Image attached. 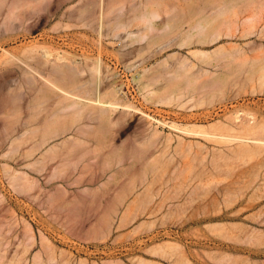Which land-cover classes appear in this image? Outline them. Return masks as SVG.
I'll list each match as a JSON object with an SVG mask.
<instances>
[{
    "label": "rangeland",
    "instance_id": "374dc122",
    "mask_svg": "<svg viewBox=\"0 0 264 264\" xmlns=\"http://www.w3.org/2000/svg\"><path fill=\"white\" fill-rule=\"evenodd\" d=\"M191 1L198 3V17L191 24H161L169 30L151 35L156 41L131 43L122 29L113 35L114 25L131 23L148 2L134 13L137 0H0V264H32L42 237L67 264H143L141 258L151 264H264V147L251 157H239L230 150L231 143L175 132L142 113L119 109L104 136L108 146L96 152L89 142L64 149L70 164L63 178H51L50 167L43 171L31 167L45 146L26 156L41 139L30 129L41 128L56 114L70 118L72 109L64 105L71 99L61 97L45 79L73 89L54 74L57 56L64 58L62 67L68 73L76 72L79 83L88 81V89L75 90L88 110L96 106L92 99L114 87L140 111L167 122L208 125L241 110L264 123V82L258 78L264 65V0L256 5L243 0ZM224 2L235 4L237 17L232 25L228 20L222 25V37L211 40L208 34L207 41H180ZM14 4L20 7L10 18L7 13ZM112 7L119 11L112 14ZM252 15L256 16L253 27L247 21ZM126 17L131 20L125 21ZM130 29L139 33L142 27L133 23ZM161 45L165 48L159 49ZM43 47L52 50V62H47ZM197 49L208 51V57ZM98 61L102 73L92 75L90 67ZM113 61L133 68L137 94L126 92V76ZM182 62L189 64L186 75L192 82L188 77L174 82L198 93L196 99L145 100L139 74L153 66L148 82L160 75L170 79ZM206 69L210 73L203 75ZM165 83L162 79L155 86ZM221 84L226 91L223 100H197ZM156 126L160 134L148 141ZM165 134L172 135L168 143ZM178 135L184 138L180 150ZM115 150L126 158L116 162L117 156L105 169L106 156ZM168 153L173 155L171 162ZM84 164L88 166L81 182L73 183ZM6 168L36 179L37 186L28 191L15 188ZM102 168L107 170L104 177H114L108 194L98 199L97 170L102 175ZM122 187L132 190L119 202L116 194ZM63 188L66 193H57ZM28 235L35 243L27 249ZM167 241L180 249L166 245Z\"/></svg>",
    "mask_w": 264,
    "mask_h": 264
},
{
    "label": "bare ground",
    "instance_id": "6f19581e",
    "mask_svg": "<svg viewBox=\"0 0 264 264\" xmlns=\"http://www.w3.org/2000/svg\"><path fill=\"white\" fill-rule=\"evenodd\" d=\"M243 1L245 3H248V5L254 2L255 5L258 3V0H243ZM18 7L20 6L16 4L11 6L9 12L7 13V16L10 18H12V16H15L17 13L16 9ZM111 9H113V7ZM218 9L219 10L216 12V14H214V16L211 15L212 17L210 16L208 18L207 17L204 18V20L202 19L198 20L196 24H194L192 28L189 30L187 36H182L180 41H182L183 44H187V42L196 41V40L207 41L208 34H212V38H210L211 40L219 39L220 37H222L223 35L222 25L225 22H227V20L230 22L229 24L232 25L233 23L232 21H234L235 18L237 17V12H236L235 4L231 5L227 2H224ZM157 16L158 13L155 12L154 10L148 9V5H147L145 10L140 11L135 15L131 23H127V22L125 23L124 21L116 22L113 29V35L114 36L119 35L118 31L122 29L125 31L127 35V39L131 43L143 41L146 38H149L148 41H156L157 37L150 36V33L155 30L153 21ZM135 20H137L139 22V25L142 26V29L140 30L139 33H136L130 29V26L133 24ZM255 20H256V16L252 15L248 18L247 21L248 23L252 24L251 26L253 27L254 24L253 22ZM174 39L176 38H172V39L168 38L167 41L168 40L172 41ZM159 47H160L159 49L165 48L164 45H161ZM43 51L47 56L48 59L47 62H52V59L50 58V56L53 55L52 50H50L47 47H43ZM195 51H198V54L205 58L208 57L209 54L208 51L199 50V49ZM62 59L64 58L57 56L56 60L52 63L54 74L56 75L57 79L64 81L67 84H70V86H72L73 89H68L59 85L52 78H45V79L54 86V89H56L58 92L61 93V95H63V96L60 95L61 97L63 98L68 97V99H71L70 103L64 105V108L72 109L71 114L68 115V117L70 118L62 119L61 115L56 114L54 119L46 121L41 128L30 129L29 132L32 133V135H37L36 133L39 132L38 136H41V139L39 140V143L31 146L30 150L28 151V154L26 155L27 157L31 156L35 154L38 150H40L41 147L45 146L44 149L41 150L38 158H36L35 161L31 162V167L38 171H43L44 169H48V167H50L51 178H57V177L63 178L70 164L69 163L70 161L67 159V157H65V155L67 154L64 153V149L66 148L75 149L76 147H82L88 145L89 142H92L96 148L94 150L97 152V149H102L109 145L108 143L105 142L104 136H106L108 129L114 122V119L112 118V114L118 111L119 109H123L124 111L126 110L129 112L136 111L137 113H142L144 116L152 119L153 122H156L158 125L169 127V129L175 132H179L182 134H195V135L203 136L208 139H214L222 142L231 143L232 145L230 146V150H232V152L234 151L236 155L239 157H243V158L251 157L254 154L258 153L262 147H264V123L262 121H258L255 118L254 114L250 111L243 112L241 110H235L231 112V114L227 115L225 120L224 119L218 120L208 125L198 124V123L181 124L176 122H167L154 118L153 116L143 111H140L138 107H136L132 102L128 101L129 99L126 98V96L121 97L118 94L117 89L114 87L107 88L100 97L96 99H92L93 102L92 104H95L96 106H92L93 110H88L87 104L81 102L82 100H85L83 96L79 92L75 91L78 89L81 90L88 89L89 87L87 86L88 81L84 83H79V80L76 77V72H71L72 74L68 73L67 70L64 67H62L63 66L62 65L63 61H61ZM58 60H60L61 62H58ZM165 61L166 58L161 62L163 63ZM184 63L185 62H182L181 67L178 70L174 71L173 76L170 79L165 78L163 75H160L154 77L152 79L154 81H149V82L147 81V79L149 78V74L153 69V66L145 68L144 72L140 73L138 76V81L141 86L140 91L144 99L153 100L156 103H172V102L174 103L177 101H183L187 97H191L190 99H188V101L189 100L192 101V98L196 99L194 98V96L195 94L198 93H196L195 91L180 89L177 87V85L174 82L175 79L188 77V81L191 84L192 82L191 78L186 75L189 64H184ZM260 70L262 72L260 73L258 78L261 82H264V65ZM90 71L92 75H96V76L101 75L102 67L99 61L95 62L92 65V67H90ZM209 73L210 70L206 69L202 74L208 75ZM162 79L163 80L166 79V83L161 87H156L155 84L160 82V80ZM223 87H224L223 84L218 85L214 89L208 90L206 93L198 97L197 100H201V101L211 100L212 103H214L215 100H223L226 96V91L223 89ZM97 120H98V125H97ZM160 132L161 131L158 129L157 126L153 127L152 133L149 135V138L147 140L149 141V139L151 140L154 137L158 136ZM64 134L65 135L69 134L70 136L64 138L60 142L54 141V140H58V138L62 137ZM163 137L166 143H168L172 139L171 134H165ZM178 137L179 140L177 147L180 150L181 146H183L184 138L180 135H178ZM52 141H54L53 144L51 143ZM144 142H145L144 144L147 145V142L146 141ZM186 147L188 148L189 151L191 150L190 143H188ZM122 154L123 153L120 154V151L117 150L108 154L105 159L104 168L106 169L109 165H112L113 160L117 156H119L118 157L119 159L116 158V162H121L122 160H124L126 157L124 158V154L123 155ZM165 156L166 154L162 155V158ZM167 158H168V162H171L173 160V155L168 153ZM215 160L216 157H214V163L216 162ZM87 166H88L87 164H84L82 172L81 171L79 172L77 179L73 183L81 182L80 177H83L84 171L87 168ZM6 171L10 174L9 175L10 182L13 184L15 188L18 187L22 190L28 191L37 186V180L34 178H30L27 174H17L15 172L12 173L10 172V168H6ZM127 183H125L124 185H126ZM131 190L132 187H129L128 189H126V187L125 188L122 187L119 193L116 194V200L119 202H123L128 191ZM66 192L67 190L64 188L58 189L57 191V193L59 194ZM93 193L95 194L94 191ZM51 196L52 194H49V197ZM55 199L57 198L55 197ZM51 200H54V195L51 197ZM145 202L146 203L148 202V196L145 199ZM126 213L127 212H125L121 217V221L126 216ZM171 216H172L171 213L167 214L168 218H170ZM27 240L28 242L26 244V248L28 249L31 246H33L35 243L34 236L28 235ZM41 241H42V247L34 253L32 257V264H67L66 262L61 263L58 256H56V251L53 249V247L47 246L44 237L41 238ZM166 245L172 247L174 246L176 250L180 249V245L176 244L174 241H167ZM156 247L157 245L153 246L154 249H156ZM165 249L163 251H165ZM45 250L48 252L47 259L44 258ZM140 261L143 264H151L150 263L151 261H146L145 259L142 258Z\"/></svg>",
    "mask_w": 264,
    "mask_h": 264
},
{
    "label": "crops",
    "instance_id": "0c3cea01",
    "mask_svg": "<svg viewBox=\"0 0 264 264\" xmlns=\"http://www.w3.org/2000/svg\"><path fill=\"white\" fill-rule=\"evenodd\" d=\"M144 2V3H143ZM148 2V3H147ZM148 4V9L154 10L158 13V17L155 18L153 21V25L155 27V30L150 33V36L155 33H164V31H167L169 29H165L166 24H191L192 18L198 17V3L197 1H174V0H137V8L134 13H136L138 10L145 9L144 4ZM122 9V8H121ZM123 10V9H122ZM118 9L113 8L111 10V13L118 12ZM121 11V10H120ZM127 20L130 21L128 17H126ZM169 22V23H168ZM134 24H139L138 21H134ZM162 25H165V27H160ZM142 27V26H141ZM138 28H135L137 30ZM189 30V29H188ZM187 30V31H188ZM158 39V38H157ZM168 39V38H163ZM172 39V38H171ZM179 38H176L174 40H178ZM146 41V40H144ZM107 170L103 169L101 170L102 175H100V172L98 174L97 170V198L101 199L102 194H105L113 183V175H110L108 177H104L103 174H106ZM100 179V180H98Z\"/></svg>",
    "mask_w": 264,
    "mask_h": 264
},
{
    "label": "built area",
    "instance_id": "2783aa9c",
    "mask_svg": "<svg viewBox=\"0 0 264 264\" xmlns=\"http://www.w3.org/2000/svg\"><path fill=\"white\" fill-rule=\"evenodd\" d=\"M118 46H122V42H118L117 43ZM112 65L116 66L118 71L122 74H124V76H126V80L128 82V89L126 92H128L129 90H131L130 92L135 95L138 92V86H137V82H136V74L134 73L133 68H129L127 67L124 63H122L121 61L117 62L113 61Z\"/></svg>",
    "mask_w": 264,
    "mask_h": 264
}]
</instances>
